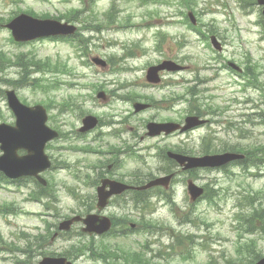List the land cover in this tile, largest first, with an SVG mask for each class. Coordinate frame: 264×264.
I'll return each instance as SVG.
<instances>
[{"label":"rangeland","instance_id":"obj_1","mask_svg":"<svg viewBox=\"0 0 264 264\" xmlns=\"http://www.w3.org/2000/svg\"><path fill=\"white\" fill-rule=\"evenodd\" d=\"M254 1V0H253ZM5 3V4H4ZM84 4V13L82 14V20L86 21L88 18L91 20L92 26L99 29L100 32L94 35L92 44L88 47L89 55L86 58H79L78 53L73 51L71 45L62 42H33L24 44L23 46H13L9 44L10 36L9 31L5 25L8 23L7 19L12 17L19 11H32L37 16L42 14H49L54 17L57 14H64L66 11L73 8H80ZM251 4V6H249ZM245 5V11L251 14L250 20H256L259 16V8L254 6V2ZM110 6V0H69L65 3L63 0H52V5L38 2L37 0H0V50L4 51L11 58L14 55L23 53L25 55L35 54L38 58H50L52 61L60 60L61 63L66 64L68 68H73L72 76L65 78L70 82L76 84H95L102 86L106 91L112 92L117 97H125L130 93H136L138 96L151 97L155 102L154 109L146 110L137 114L133 113L130 104L126 101L119 100L114 103L112 100L106 106H102L96 101L87 99L84 102L83 109L90 112L93 115H116L118 119H124L127 127L134 129V135L136 139L132 137L131 142L139 143L141 148L140 155L143 157L132 159L128 154H122L119 156V171L117 175H125L127 172L134 171H156L158 165H160V157H155V147L167 146L174 148L179 146L181 148H187L198 151L201 147V140L204 137L210 136L209 129H200L192 131L186 135L170 136L166 138H151L148 140L140 141L139 137L142 136V125L144 121L154 119L155 121L171 119L178 121L181 119L185 112V104L171 105L168 102L169 98L182 96L189 87L195 88L196 91L202 92L204 96L205 105L216 106L219 110H223V113L214 118L215 121L220 124L224 119L228 122L241 127L244 119L241 117L243 110L250 108L252 105L246 102L247 99L252 100L254 104H259L260 95L256 91L249 90L243 94L239 86H235L230 78L226 80L227 69H222V65L225 61L233 62L235 64H244L243 60L247 53H251L253 60H258L260 69L259 72L264 78V54L259 53L255 48V41L251 35H249L251 26L247 25V18L243 17V13L237 9L235 2L230 0H199L198 10L200 11V20L207 27H215L221 35L225 36L226 47L221 55L219 62H214L212 58L216 57L210 49H207L198 42V36L193 31L186 28L183 24L182 18L179 15H175L172 8L153 6H145L140 4L139 0H119L116 3L115 8L112 11V20L115 24L112 27L107 26L108 22L105 20V16L108 14L106 11ZM147 12H156L158 15L149 20L146 16ZM221 12L220 14H218ZM106 13L105 15H103ZM214 21V23H213ZM80 26V24H77ZM149 25L151 29L145 31L143 27L137 28L133 26ZM206 30V27H205ZM161 32L164 41L161 42L159 47L156 48L158 42L154 35V32ZM85 35V34H84ZM88 36V35H85ZM140 38V40H138ZM222 42V41H221ZM223 43V42H222ZM137 45L134 48V45ZM127 48H131L133 59H127L120 61L124 54L127 52ZM91 56L100 57L103 60L114 57L117 61L115 70L119 67L130 68L133 72H128L126 75L109 74L94 66L86 67L82 65ZM203 56V57H202ZM174 60L183 62V66H193L197 64L196 70L190 68L191 73H182L178 77L166 78L172 82L181 81L183 78L185 81L182 86L178 88L168 89L167 91L161 88H150L141 85L144 81L145 70L148 66L154 65L162 60ZM29 57L22 64L26 67L17 68L12 64L4 63L2 72L0 73V79L3 81H17L19 77L32 69L29 68ZM204 64L208 66V72H200L198 69ZM244 68V66L242 65ZM99 73V74H97ZM228 73L227 76H230ZM27 84L25 88L21 84L5 83L0 84V91L13 89L16 92L20 101L24 100L28 106H33L35 103L41 101L46 102L47 96L39 93L33 87L31 83L33 79H50V75L35 74L32 77H25ZM196 80V81H194ZM200 83V84H199ZM103 84V85H101ZM35 92L31 90V88ZM185 87V88H184ZM77 95V89L68 90L63 87L61 90H57L49 95V97L56 98V104L49 109V114L54 115L52 126L59 128L61 131L66 129H72V127L78 126V118L73 117L70 114L64 116H57V103L67 95ZM79 96L85 97L90 95L88 91L79 93ZM208 97V99H207ZM212 97V99H209ZM162 102V103H160ZM113 103V104H112ZM157 107H161L156 109ZM169 110H166L168 109ZM263 106L254 109L252 113L259 112ZM175 110V111H174ZM245 116L251 115L244 114ZM0 122L13 124L14 119L9 109L7 108L6 101L0 95ZM75 119V120H74ZM258 124V123H255ZM249 132L246 135L247 139H240L239 134L236 132L237 128L232 131H227L226 128L220 130V134H216L217 142H214V147L217 149L221 142L235 143L238 142L242 146L248 143H257V145L264 146V126L245 125ZM216 130L215 127L211 128ZM215 136H212L215 138ZM100 144H92L90 139L77 142L81 146L89 145L92 148L102 149V136L97 142ZM75 142V141H74ZM68 143L62 142L59 149L54 152L55 159L60 162L64 159L68 163H76L81 169L79 173L80 177L87 173H91L93 176L97 174V170L91 171L88 166L94 161L100 159L105 161L107 156H98L97 154H82L80 152L64 151L62 147H65ZM221 146V145H220ZM139 159V160H138ZM118 160V158H117ZM142 163V164H141ZM73 165V166H76ZM264 170V166L260 167ZM258 175L261 173L256 171ZM197 185H208L210 192H216L214 197L216 205L219 207L217 210L216 205L208 204L206 201L197 202L196 205H191L185 194L184 179L177 178L172 186V196L175 204H170L168 201L161 199H154L152 201L153 206L144 212L147 219H151L154 222L162 223L165 228L161 232H158L154 237L149 238L152 242H156L154 246L151 245V249L154 253L158 250L164 251L165 246L172 242L174 250L167 253L163 258V264H210L213 260L222 262V254L226 259L230 258L233 253V247L236 243V235L238 233L237 222L233 219L241 207L244 206L245 200L251 201L255 199L256 204L264 205V177L252 178L246 173H242L236 167H229L227 171H198L194 176ZM56 182V197L59 200L57 206L53 207L55 210H45L41 205L33 202H26L28 198L30 185L27 188L18 190H12L14 186H10L11 190L0 189V205L14 203V207L18 210L17 216H7V224L4 223L3 218L0 217V237L3 243L13 242L16 246L22 247L23 242L19 241L16 237L25 234L30 237V241L37 235H47V232L55 233V228L52 230L50 226L57 225L64 217L75 215L82 210V207H77L76 202L72 199L73 193L81 194L86 192V186L81 182L73 178V176L65 170H57L54 176ZM183 181V183H182ZM66 184V185H64ZM71 188V189H68ZM72 197V198H71ZM212 205V206H211ZM28 212L34 214L29 216ZM123 214L127 213L133 222H136L139 218V212L134 209L131 210V206L125 208L122 211ZM142 213V212H141ZM41 214L47 221V225L44 228L36 221L40 219ZM116 214H121L117 209ZM180 216L182 224H179L177 219ZM191 217L192 222L186 223ZM78 227V226H75ZM79 228V227H78ZM175 233L177 235H186L188 238L193 236L202 238L201 240H195L191 243L179 240H175ZM137 232L132 234L128 238L123 240H115L112 238L103 239L102 242L111 244H122L124 248L137 249V244H142L145 238L139 236ZM88 237L81 234L79 230L61 234L56 239L49 240L45 244L42 251H33L31 257H23L22 255L15 254L14 256L8 253H0V264H37L43 257L50 253L62 254L72 243L81 242L86 243ZM100 238H95L96 244L100 242ZM197 242L202 246L197 245ZM258 245L262 256H264V241L258 239ZM152 252V253H153ZM153 253V254H154ZM190 254L189 259L184 254ZM2 259V260H1ZM26 260V261H24ZM80 264H102L100 261H93L87 256L78 259Z\"/></svg>","mask_w":264,"mask_h":264},{"label":"water","instance_id":"obj_2","mask_svg":"<svg viewBox=\"0 0 264 264\" xmlns=\"http://www.w3.org/2000/svg\"><path fill=\"white\" fill-rule=\"evenodd\" d=\"M30 23V27L33 31L30 32L28 36L22 37L19 35V31L17 30V26L22 24L23 22ZM54 24L53 22L49 21H37L32 20L30 18L21 17L14 21V24L11 26L15 33V37L19 40H29L38 36L46 35L48 33H51V29ZM37 30V31H36ZM169 64V63H167ZM170 65V64H169ZM171 66V65H170ZM166 68H169L168 65L165 66ZM159 68H152L150 69V72L152 76H155V72L160 69ZM174 69V68H171ZM9 104L16 113L17 117V123L15 130L7 129V132L11 134H16L17 136L13 138L3 139L0 138L1 142H4V145L2 146V149L5 152V158L2 163H11L14 162V155L16 154V151L19 148H24L28 152V158H31V160L38 159L41 154L42 146H43V136H44V128H43V118H41V113L36 112V110H28L25 108H22L14 99L13 96H9ZM3 128H0V131H2ZM170 128L167 130L169 131ZM215 161L210 158H204L197 160L195 162L191 163V166H214ZM199 192L198 190L192 188L191 194L193 196ZM41 264H63V261L61 260H51V259H45ZM264 264V262H262Z\"/></svg>","mask_w":264,"mask_h":264}]
</instances>
